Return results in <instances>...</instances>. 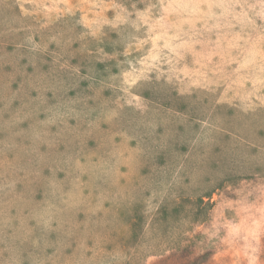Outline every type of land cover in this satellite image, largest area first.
Instances as JSON below:
<instances>
[{
    "label": "rangeland",
    "instance_id": "1",
    "mask_svg": "<svg viewBox=\"0 0 264 264\" xmlns=\"http://www.w3.org/2000/svg\"><path fill=\"white\" fill-rule=\"evenodd\" d=\"M0 264H264V0H0Z\"/></svg>",
    "mask_w": 264,
    "mask_h": 264
}]
</instances>
